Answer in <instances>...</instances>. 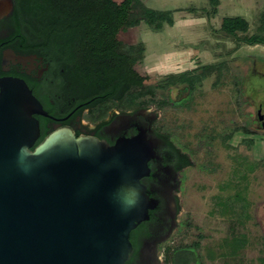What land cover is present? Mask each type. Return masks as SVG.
Here are the masks:
<instances>
[{
	"label": "rangeland",
	"instance_id": "374dc122",
	"mask_svg": "<svg viewBox=\"0 0 264 264\" xmlns=\"http://www.w3.org/2000/svg\"><path fill=\"white\" fill-rule=\"evenodd\" d=\"M144 2L173 9L174 23L159 32L141 23L119 38L144 45L135 68L145 85L156 86L157 128L171 132L193 159L181 195L180 218L188 224L168 244L189 247L198 241L197 250L187 249L203 264H225L206 256L232 252L237 255L228 264H264V127L257 119L258 105L264 104V45H238L221 27L224 18L240 15L250 23L248 33H256L264 0H220L216 8L209 0ZM212 63L223 66L193 92L183 85L159 87L170 73Z\"/></svg>",
	"mask_w": 264,
	"mask_h": 264
},
{
	"label": "water",
	"instance_id": "95a60500",
	"mask_svg": "<svg viewBox=\"0 0 264 264\" xmlns=\"http://www.w3.org/2000/svg\"><path fill=\"white\" fill-rule=\"evenodd\" d=\"M0 86V264H125L158 205L142 182L154 140L108 145L58 125L37 143L41 101L24 80Z\"/></svg>",
	"mask_w": 264,
	"mask_h": 264
},
{
	"label": "flooded vegetation",
	"instance_id": "af4514ba",
	"mask_svg": "<svg viewBox=\"0 0 264 264\" xmlns=\"http://www.w3.org/2000/svg\"><path fill=\"white\" fill-rule=\"evenodd\" d=\"M24 1L0 0V80L11 77L28 84L49 114H34L41 129L45 122L48 132L58 125L68 126L77 136L95 137L108 145L140 131L154 140L156 153L149 161L150 173L142 178V182L158 205L150 210L149 219L131 231L133 250L125 264H168V261L174 264L176 258L185 264L183 258L192 252L187 248L197 250L200 247L196 245L198 241L189 247H175L168 241L188 224L180 218L187 170L193 166L188 147H179L171 132L157 128L160 109L153 102L135 106L125 103L119 94L82 95L72 83L60 55L42 45V38L35 31L36 17L23 5ZM263 111L262 103L257 108L261 127H264ZM259 114L263 115V120ZM198 235L203 236L202 233ZM206 258L225 259L228 264L232 255L224 257L220 254L211 259L207 254ZM188 264L203 262L199 257Z\"/></svg>",
	"mask_w": 264,
	"mask_h": 264
},
{
	"label": "trees",
	"instance_id": "16d2710c",
	"mask_svg": "<svg viewBox=\"0 0 264 264\" xmlns=\"http://www.w3.org/2000/svg\"><path fill=\"white\" fill-rule=\"evenodd\" d=\"M209 3L216 8L220 0H209ZM23 5L36 17L35 31L42 38V45L60 55L72 83L82 95L119 94L125 103L135 106L155 102L152 96L156 86L145 85L144 77L135 68L144 58V45H128L118 37L121 31L141 23L154 31H162L166 24L174 23L173 9L152 8L144 0H25ZM260 21L258 31L252 34L248 33V19L240 15L224 18L221 27L238 45H264V13ZM222 66V63H212L170 73L159 87L171 89L183 85L185 90L193 92L209 72ZM45 125L42 122L38 142L48 134ZM208 257L216 258L212 254ZM192 259L199 260L194 251L183 261L188 264ZM173 260L174 264H183L180 259Z\"/></svg>",
	"mask_w": 264,
	"mask_h": 264
}]
</instances>
